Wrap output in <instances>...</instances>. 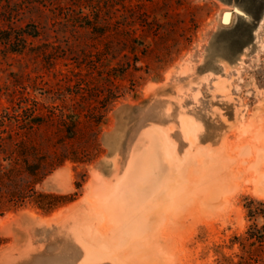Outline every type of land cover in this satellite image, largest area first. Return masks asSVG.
Segmentation results:
<instances>
[{
	"label": "rangeland",
	"instance_id": "374dc122",
	"mask_svg": "<svg viewBox=\"0 0 264 264\" xmlns=\"http://www.w3.org/2000/svg\"><path fill=\"white\" fill-rule=\"evenodd\" d=\"M160 144L191 162L116 197ZM197 155L216 171L197 173ZM7 171L0 192L77 195L0 215V264H264L235 238L248 197L264 200V0H0Z\"/></svg>",
	"mask_w": 264,
	"mask_h": 264
},
{
	"label": "trees",
	"instance_id": "16d2710c",
	"mask_svg": "<svg viewBox=\"0 0 264 264\" xmlns=\"http://www.w3.org/2000/svg\"><path fill=\"white\" fill-rule=\"evenodd\" d=\"M61 161H59V165ZM55 167L50 168L48 172H51ZM34 176H38V173L32 172ZM13 179L10 171L0 172V186L8 187V183ZM77 193L73 194H59L53 192H41L34 188L26 191H18V189L8 188L6 191L0 192V215H3L7 210H17L25 206L28 202H33L37 208H40L46 213H50L58 207L74 200ZM245 208L247 215L251 220L245 235L236 236V240L243 248L249 249H262L264 248V200L248 197ZM261 219V220H259ZM6 239L0 236V246L4 245Z\"/></svg>",
	"mask_w": 264,
	"mask_h": 264
},
{
	"label": "bare ground",
	"instance_id": "6f19581e",
	"mask_svg": "<svg viewBox=\"0 0 264 264\" xmlns=\"http://www.w3.org/2000/svg\"><path fill=\"white\" fill-rule=\"evenodd\" d=\"M181 128L185 136L189 139V141L193 142L198 137L197 131L199 129V125H197L192 118L188 116H182L181 117ZM163 144H160L159 146L150 145L147 150L144 153L143 160L141 163L136 162L135 165L130 168L123 178L118 183V188H116L115 193L116 197H123V194L125 190H127L131 186V182L135 178H143L145 181L149 180L150 177H152V173L154 171L159 172L160 176H165L168 174H173L177 172H181L185 167H187V162L190 161V158L186 156V158H181L179 161L178 168H175L172 166V160L170 158H167V156L164 154V149L162 148ZM199 155L195 156V162H196V169L195 171L197 173H201V171H209L214 172L215 165L210 163V159L203 161L202 158H198ZM209 161V163H208ZM191 162V161H190ZM138 167L141 168V170H138ZM181 168V169H180ZM178 180V178H177ZM221 181V180H219ZM218 181V183H220ZM147 183V182H146ZM216 183H213L215 185ZM255 192H264L263 187H259L258 189H255ZM84 198L86 196H83ZM82 197V198H83ZM184 198V197H183ZM112 199V198H110ZM59 213V211L55 212L54 214ZM4 217L1 218L3 220ZM44 220H50V217H44ZM101 259H109L112 260L111 256L100 253L98 255L93 254L91 251H87L86 255L82 259L84 262H91L95 260H101Z\"/></svg>",
	"mask_w": 264,
	"mask_h": 264
}]
</instances>
